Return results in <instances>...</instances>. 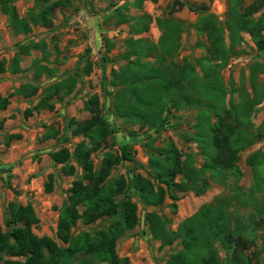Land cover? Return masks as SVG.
<instances>
[{
    "label": "trees",
    "instance_id": "obj_1",
    "mask_svg": "<svg viewBox=\"0 0 264 264\" xmlns=\"http://www.w3.org/2000/svg\"><path fill=\"white\" fill-rule=\"evenodd\" d=\"M12 1L0 0L1 10L9 14L17 32L26 33L29 28L23 20L16 19L14 8L9 5ZM135 1L139 6L140 1ZM53 9L54 5L42 10L37 22L43 26L49 24L48 16ZM250 9L241 13L233 6L227 14L226 28L213 15L198 16L194 30L205 36L207 42L197 44L207 53L196 61L202 74L188 62L180 66L171 60L183 30L182 24H175L171 19L156 20L161 36L153 63L140 60L143 40L129 38L128 50L122 54L126 64L120 72H112L111 85L125 86L114 92L112 108L127 124H137L152 133H159L171 127L168 122L171 109L188 107L196 111L195 122L187 127L185 135L197 146L203 164L196 168L194 154L179 151L173 142L156 147L155 139L147 136L149 156L146 165L138 162L127 147L119 153L103 152L100 166L95 169L90 155L108 147L107 139L113 138L114 129L103 118L102 106L93 96L84 104L91 117L84 122L69 121L72 135H81L82 142L75 145L72 154L65 148L52 154V159L62 164L67 175L75 170L69 163L72 157L81 169L80 177L68 190L58 217L56 236L63 245L46 236L37 237L32 232L38 218L30 204L22 206L11 202L6 209L7 230L0 228V264H129L127 258L117 255L115 245L139 224L140 218L137 205L128 194L130 183L122 175L109 178L112 170L121 163L133 166L132 188L146 208L162 206L168 195L172 201L169 207L175 212V202L179 198L173 191H193L200 195L208 186L206 172L216 181L225 183V173L237 169L240 153L264 139V131L255 128L249 120L252 110L264 99V82L257 80L259 74L264 76V21H254L250 15L257 8ZM118 16V25L128 22L122 13ZM148 20L139 22L135 34L147 31ZM225 30L228 45L225 44ZM241 33L250 36L257 50L258 58L248 66L252 94L243 91L239 102L229 101V108H226L227 91L219 72L229 57L238 55L237 49L244 40ZM112 47L106 41V51ZM2 70L0 63V72ZM89 71L87 66L85 73ZM65 83L51 86L50 95L59 93L66 87ZM7 104V99L0 96V109ZM180 126L175 127L179 129ZM245 163L253 171V184L248 192L235 187L232 197H217L212 204L201 206L175 231L169 229V220L155 211L144 213V225L162 247L180 240V248L170 253L164 264L258 263H252L253 256L245 252L255 233L264 225V199L255 197L258 193L264 196V152L257 150L249 154ZM137 169L145 170L146 176L137 174ZM178 175L183 179L176 182L174 179ZM100 219L107 220L108 225L73 235L72 229L78 221L91 224ZM217 245L222 250V257Z\"/></svg>",
    "mask_w": 264,
    "mask_h": 264
},
{
    "label": "rangeland",
    "instance_id": "obj_2",
    "mask_svg": "<svg viewBox=\"0 0 264 264\" xmlns=\"http://www.w3.org/2000/svg\"><path fill=\"white\" fill-rule=\"evenodd\" d=\"M139 1L137 6L135 0H14L9 5L14 8L16 19L27 24L29 30L26 33L17 32L11 25L9 14L2 12L0 7V63L3 68L0 72V96L8 102L4 109H0L2 231L7 230L5 219L9 203L30 204L38 218V223L31 228L32 232L37 237L46 236L63 245L56 236L58 217L67 200L68 190L80 177L81 169L72 157L69 163L75 170L67 175L62 170V164L52 159V154L63 148L72 154L75 145L82 142L81 135H72L69 121L84 122L91 117L84 104L93 96L102 106L103 118L114 129L113 138L107 139L108 147L90 155L95 169L100 166L103 152L119 153L127 147L133 151L138 162L146 165L149 156L147 136L155 139L156 147L173 142L179 151L194 154L196 168L203 164L197 146L185 135L187 127L195 122L196 111L188 107L171 109L168 115L171 127L159 133H152L137 124H127L115 115L112 108L114 92L125 87L111 85L112 72H120L126 64L122 54L128 50L129 38L143 40L140 60L153 63L161 36L156 20L171 19L175 24L183 25L177 51L171 60L180 66L188 62L197 73L202 74L196 61L207 53L197 44L207 42L205 36L194 30L198 16L213 15L224 27L233 6L241 13L253 7L257 10L250 15L251 18L261 22L264 21V0ZM53 5L54 9L48 16L50 23L43 26L37 22L39 13ZM203 6L206 9H202ZM119 12L128 20L127 23L118 25ZM146 19H149L147 31L135 34L139 22ZM241 34L244 40L237 49L238 55L229 57L219 72L227 91L224 98L226 108H229V101L239 102L243 91L250 96L252 94L248 66L258 58L257 50L250 36ZM262 34L264 36V31ZM106 41L113 45L109 52L106 51ZM225 44L228 45L226 30ZM105 58L108 60L105 61ZM87 66L90 67L88 74L85 73ZM257 80L264 82V76L259 74ZM63 82H66V87L51 96L50 87ZM249 120L255 128L264 131V99L252 110ZM177 124L181 125L179 129L175 127ZM257 150L264 152V139L240 153L237 169L225 173V183L216 181L206 172L204 176L208 186L200 195L193 191H173L179 198L175 202V212L169 207L172 201L168 195L162 206L144 207L132 188L133 166L128 163L118 165L109 178L122 175L130 183L128 194L137 205L140 222L117 240V255L127 258L129 264H164L170 253L180 248V240L162 247L144 225V213L155 211L169 220V229L175 231L201 206L212 204L217 197H232L235 187L248 192L253 184V171L246 165L245 159ZM135 172L146 176L143 169ZM181 179L183 176L178 175L174 180L179 182ZM255 197L257 200L264 199L259 193ZM107 225L108 221L103 219L91 224L78 221L72 233L93 232ZM217 247L222 257V250L219 245ZM245 253L253 256L252 263L264 264V225L255 233Z\"/></svg>",
    "mask_w": 264,
    "mask_h": 264
}]
</instances>
